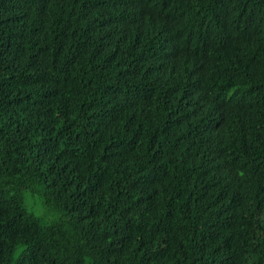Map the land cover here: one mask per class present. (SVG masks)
Instances as JSON below:
<instances>
[{"label":"trees","instance_id":"1","mask_svg":"<svg viewBox=\"0 0 264 264\" xmlns=\"http://www.w3.org/2000/svg\"><path fill=\"white\" fill-rule=\"evenodd\" d=\"M0 264H264V0H0Z\"/></svg>","mask_w":264,"mask_h":264}]
</instances>
